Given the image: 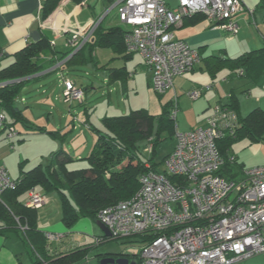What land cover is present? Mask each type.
I'll return each instance as SVG.
<instances>
[{
	"label": "built area",
	"instance_id": "1",
	"mask_svg": "<svg viewBox=\"0 0 264 264\" xmlns=\"http://www.w3.org/2000/svg\"><path fill=\"white\" fill-rule=\"evenodd\" d=\"M43 1L39 0V10ZM107 1L110 6L104 15L71 32V54L90 41L100 22L118 7L115 18L125 28V51L142 57L151 73V88L159 95L173 88L176 77L201 62L199 52L176 39L172 28L184 18L200 14L214 28L236 34L234 17L243 10L242 0H177L174 8L167 0ZM49 28L60 34L68 31L66 26L56 29L54 24ZM62 84L64 102H82L84 92L72 80L64 78ZM209 89L211 86H201L186 94L196 100ZM175 115L174 106L172 120ZM5 122L0 113L1 128ZM238 126L236 112L221 102L216 104L202 126L175 133V147L163 160L164 171L141 174L131 198L97 213V221L113 239L152 236L141 244L136 264H236L264 255V165L238 168L230 172L233 178L220 174L226 162L235 163V157L229 155L226 161L218 142L234 137ZM6 128L8 138L17 136L12 126ZM147 149H152L151 142ZM13 187L14 180L0 168V194ZM46 203L47 198L34 190L24 202L35 209ZM63 237L45 233L49 242ZM79 264H88V258Z\"/></svg>",
	"mask_w": 264,
	"mask_h": 264
},
{
	"label": "trees",
	"instance_id": "2",
	"mask_svg": "<svg viewBox=\"0 0 264 264\" xmlns=\"http://www.w3.org/2000/svg\"><path fill=\"white\" fill-rule=\"evenodd\" d=\"M60 2L61 0L43 1L42 20L48 18ZM199 17L202 18V15L196 14L188 18V23L196 22ZM97 47L111 48L120 53L126 52L122 28L111 27L104 32L99 24L91 40L80 50L73 54L72 50L65 52L56 60H52V54H57V51L50 47L48 38L41 37L37 42L26 45L14 55L15 59L11 65L0 70V83H3L0 86V112L10 118L12 124L19 123L29 131L46 133L60 139L61 134L58 131H47L44 127L29 123L24 118L23 111L17 106L19 96L25 85L35 79L33 78L35 75L55 66L68 56L70 57L64 62L66 66L79 63L86 49L90 55ZM44 56H49L48 63H44ZM201 64L210 73L211 78L222 70H228L237 78L244 80L246 87L262 85L264 82V47L245 52L235 58L225 55L201 57ZM248 92L249 89H245L243 93ZM224 105L236 112L239 122L234 137H225L218 142V148L227 161L234 141L243 137L261 140L264 134V111L254 109L246 116H240L238 101L233 93L229 94ZM162 107L161 113L157 116L148 114L147 110H134L123 116L104 117L101 120L104 130L92 128L96 134V141L91 152L83 159L89 163L94 179H87L83 175V170H76L71 177L66 167L73 159L64 150L52 153L46 164L39 163L29 170H24V162H20L19 176L14 180V187L0 194V236L5 239L18 238L22 243L29 244L38 256L48 260L46 264H78L83 261L92 246L83 245L66 253L50 255L53 243L47 241L43 232L37 228L38 208L26 207L21 198L31 190L37 192L36 187H40L46 194L51 192L57 194L61 222L66 229H71L82 218L96 222L97 213L101 209L133 196L138 189L141 174L149 170L159 171L150 159L145 161L140 157L138 144L142 141L147 144L151 142V150L154 153L155 146L162 140L163 132L174 134L175 126L170 118L171 104L167 103ZM234 164H237L236 161ZM234 164L226 162L220 169V174L233 178L234 175L230 172L232 168H236ZM239 167L243 168L242 165ZM104 238H99V243L103 242ZM134 238L142 244L152 236ZM102 257L98 256V261ZM128 258L138 260V253Z\"/></svg>",
	"mask_w": 264,
	"mask_h": 264
},
{
	"label": "crops",
	"instance_id": "3",
	"mask_svg": "<svg viewBox=\"0 0 264 264\" xmlns=\"http://www.w3.org/2000/svg\"><path fill=\"white\" fill-rule=\"evenodd\" d=\"M92 1L93 0H61V2L59 3L58 7L54 10V12L51 13L48 18L42 20L41 10H39V5H40L39 0H0V70L8 67L14 62L15 59L14 55L17 52L23 49L26 45L37 42L41 37L48 38L50 47L57 51V54L55 55L52 54V60H56L63 53L66 52L67 46L68 45L70 46L68 40L71 36V32L74 31L76 28L83 27L84 25L88 24L90 21L96 20L99 17L100 13L97 12L98 9L96 6H92L91 4ZM242 4H243V10L240 11L234 17V20L238 25V32L236 34H230L228 32H225L224 30H219L218 28H214V25L210 24V22L203 16L202 18L201 17L197 18V21L194 23H188V18L183 19L180 25L172 28V33L176 39L184 40L190 45L191 48L196 49L202 58H207L211 55H215V56L225 55L226 57L235 58L245 52L263 48L264 47V0H242ZM253 8H255V10H253ZM258 8L261 9L258 10ZM57 12H61V14H59L54 19L55 16L54 14H56ZM53 24L56 29L58 28L61 29L64 28V26H66L68 31H65L60 34V32L49 28ZM107 24L108 26L104 27L102 31L105 32L107 29L111 28L109 22H107ZM254 28L257 30V33L255 34L252 32L254 31L253 30ZM249 35L252 37V39L248 37ZM83 54L84 57L79 63L70 64L69 66H66L67 64H64V62L70 57L68 56L63 61L58 62L55 66H52L51 68H48L40 72L39 74L35 75L33 77L35 79L32 80V82H36L41 79L40 86L45 88L44 78H49L48 76L51 75L50 76L51 79L48 80V84L51 83L50 85L55 86L57 88V93L54 97V100L61 101L62 103L63 101L60 99L62 97L61 94L63 92L62 80L64 78L72 80L76 87L83 90L85 97H83L81 103L76 104L78 106L83 107L84 109L83 115L82 117H80L79 121H77L78 122L77 124L74 125V121H73L72 124L73 126L70 131H68L69 130L68 129L69 127L67 126L68 123H66L64 127H54L53 123H50L48 126H45L43 125L44 123H39L37 121V118L42 117V115L47 116V119L49 120V118L51 117L50 115L51 112L52 111L54 112L56 108V107L54 108L55 105L53 103V100L51 99V96L48 94L49 92L47 90L42 92V95L44 94V102H43L44 106H41L40 108L41 111H39L36 114L34 112L32 113L33 115H35L34 120H36V122L33 121L32 115L30 117H28V115L26 116V112L27 110L32 111L33 108L38 105H33L31 107L27 105L26 107H22V104L20 102H23V99L19 98L18 100L17 106L19 109L23 111L24 118L29 123L32 124L37 123L38 125L37 124L35 125L44 127L45 130L47 131H53V132L58 131L61 134L60 139L66 136V133L68 134L70 132L73 137L76 135L74 134L75 131H79L78 132L79 134L83 130H87V131L91 130L96 136L92 128L98 130H104L101 120L104 117L116 116V115H111L113 113L112 108H109V110L104 111L105 116L104 115L99 116L96 114L97 116L94 117L93 115H91L92 114L91 110H89L90 106L86 102L88 99V93H90L93 88L92 87L93 84L92 81L90 80L80 81L76 77V74H74L75 72H77V70H80L81 68L86 67L88 65L90 66V69L94 68L95 71H97V68L99 70L107 71L108 73H107L106 82L109 83L107 85L108 86L114 85L116 87L115 94L117 95H118L117 89L119 85H120L119 87H121L122 90L128 87V78L131 79L130 81L132 83L131 86H133L135 90H138V82H137L138 80H140L142 83L146 82L151 87V73L149 71V68L143 63V59L138 53H127V52L120 53L113 51L111 48L97 47L90 55H88L89 53L87 49L84 51ZM49 59H50L49 56H44L43 58L44 63H48ZM196 70H200L201 72L206 71V69H204V65L201 64V62L200 64H198L188 72H194ZM116 71H120V73L115 74L114 72ZM219 73H216L214 78L210 77L211 81L209 82L212 83V85H210L211 89L204 92L201 97L196 99L198 100L197 104L196 103L194 104L195 106L197 105V112H198L197 121L199 122V127L203 125L204 120L211 114L214 105L222 102L223 99H227V97L231 93L235 95L233 89L226 90L223 84L218 86L215 85L220 84L221 81L222 82L226 81L227 83V81L232 80L236 76L230 72L231 75H228L226 78L223 79L220 78L221 80H219L218 78ZM208 75L210 76V73H208ZM16 81H20V80H16ZM207 81L208 80L203 81L198 85L195 83L191 86H188V89L185 90L188 92L189 90H192L194 88L204 86L201 84H208L209 82ZM245 83L246 82L243 80V84L240 87L242 88L241 91L242 93L244 92L245 89L250 90V87H253V85H248L246 87ZM263 85L264 82L262 85H255V86L262 87ZM171 90L173 91V96L171 95L172 97L167 103L171 104V109L175 106L176 109L175 118H176L177 111L179 109V102H180L179 97L182 93L178 94L174 84ZM157 95L161 97V95L159 94ZM223 95L225 96L222 97ZM107 96H110V93ZM235 97L238 101V113L242 117L246 116L252 110L260 109L262 107L261 105L262 101L260 100L259 101V104L261 105L260 108L256 107L251 111H249L246 115H242L240 112L239 99L237 98L236 95ZM47 111H49V113H47ZM148 114L152 116H157L160 113L157 115H153L148 112ZM117 116H123V115H117ZM60 117L64 118L65 122L69 121V117L67 114L64 115L60 114ZM5 118L7 120L5 122V125L12 124V120L10 118L8 117ZM18 125H20L22 128H19L16 124L11 125L17 132V136L15 138H17L19 134L23 136L17 138V143H19L17 147L14 146V142L11 143L12 147L15 148L12 151H11L12 149L11 146L8 147L6 142H4L5 140L3 141L1 134V132L7 129L6 128L7 126L1 128L2 131H0V168H4L8 176L12 180L17 179L19 176L20 162H24L23 165L24 170H29L33 168L36 165V163L46 164L48 162L45 161L46 163H44V160L36 161V159L31 160L30 155L23 151L21 143H25V142L28 143L30 142L31 139L34 140L37 138L36 136L34 137L31 135L33 134L39 135L36 141L37 143H35L37 152L34 155L37 156L38 154V158L39 157L43 158L44 155L47 154L46 153L47 148L48 150H50L49 151L51 152L50 154H52L53 153L52 151L55 150L57 146L53 142H49L46 139H44V136L45 137L48 136L46 133H35L27 130L24 126H22L19 123ZM189 130L192 129L187 128L185 130H182V132H186ZM24 134L29 136H25ZM7 136H8V132H7ZM48 137H51L53 139H59V138H54L50 135ZM7 139L9 142V141H13L14 138L7 137ZM87 148L89 147H86L84 150L83 148H80V150L84 152L85 156L81 155L83 153L80 152L77 154L74 153L75 155L72 156L70 155V157L73 159L76 156L77 160L84 161L85 159L83 158H85L91 152L93 147L89 149V152L86 154V151L88 150ZM77 149H79V145H77L75 148H72L74 152ZM68 164L66 169L71 177L74 175V172L76 170H83V175L87 179H94V173L90 169L89 163L87 161L86 163H81L78 168H73V169H69ZM35 190L40 194H44L47 198V203L41 208H38L37 210L38 231L43 232L44 235L45 233H52V234H61L64 236L60 241L52 242L53 243L52 246L54 247L52 251L49 252L50 255H57L58 253L61 252L66 253L79 246L86 245L82 243L84 242L83 241L84 238L80 235V233H78L79 231L76 230V228L78 229L79 226L78 224L79 220L71 229H66L63 226L61 222L60 204L57 194L55 192H51L56 195V198L53 196L49 198L50 193L46 194L40 187H36ZM26 197L27 195H24L21 198L22 203L25 202ZM51 203H53L51 207L54 206L56 210L57 218L55 219L54 217L52 218L51 222L47 221L46 223H43L42 215L44 213V207L46 205L49 206ZM10 239L15 240L16 242L24 245V243H22L18 238H10ZM6 240L9 239H5L4 237L0 236V251L6 248V243L9 242ZM9 247H11V245H9ZM89 253H90V249L88 250L86 257H88ZM15 256H16L15 249L12 248V250L11 249L7 250L6 254L2 253L0 264L4 263V261L11 262L12 260L15 259L14 258ZM42 258L43 256H38L36 263L46 264L48 262V260H46L45 257L44 260ZM123 258L128 259V257H123ZM67 264H74V263H67Z\"/></svg>",
	"mask_w": 264,
	"mask_h": 264
},
{
	"label": "rangeland",
	"instance_id": "4",
	"mask_svg": "<svg viewBox=\"0 0 264 264\" xmlns=\"http://www.w3.org/2000/svg\"><path fill=\"white\" fill-rule=\"evenodd\" d=\"M167 3H169L170 7H175L177 0H167ZM92 6L97 7V12H99V16H102L105 14L107 9L110 6V2L106 0H93ZM118 7H114L111 12L106 15V17L103 19V22L101 21L100 26L103 29L104 27L108 26L107 22H109L110 27H120L123 28V26L116 20L115 15L117 13ZM261 8H258L260 10ZM255 10V8H253ZM96 12V13H97ZM98 15V14H97ZM254 27V25H253ZM254 31H252L254 34L257 33V30L254 28ZM249 38L252 39V37L249 35ZM71 46H67L66 52L71 51ZM114 55V54H112ZM102 69V68H100ZM107 71L99 70L97 68V71H95L94 68L90 69V66H86L81 68L80 70H77L74 74H76V77L80 81L90 80L92 81L93 88L90 93H88V99L87 102L89 107V110H91V115L96 117L97 115H104V111L109 110V108H112L113 113L111 115H127L131 111L139 110V109H145L149 113L153 115H157L161 113L162 111V105L167 103L171 97L173 96V91H168L166 94L158 96L153 89L146 83H142L140 80H138V90H135L130 82L131 79L128 78V87L124 90L121 89V87L118 86V95L115 94L116 87L114 85L108 86V82H106L107 79ZM228 75H231L228 70H223L219 73V80L220 78H226ZM51 76V75H50ZM49 78H44L45 88L40 86L41 79L36 82H29L27 83L25 89L23 92H21L19 98L23 99V102H20L22 104V107L33 106L38 105L33 108L32 111L27 110L26 116L30 117L32 115L33 121L36 122L35 114L41 111V106H44V94L42 95V92L47 90L49 95L51 96V99L54 103L55 111L51 112V117L49 120L47 119V116L42 115V117L37 118V121L39 123H44L43 125L48 126L50 123L54 124V127H64L66 123H68V131L71 130L72 124L74 121V125L77 124L83 115V107L78 106L76 104L78 103H68L64 102L63 94L61 99L63 101V104L61 101L54 100V97L57 93V88L55 86L48 84ZM181 77V76H180ZM177 77L174 79L173 84L175 85L178 94H181L179 99V109L177 111V116L174 122L175 131L174 134L170 135L169 133L163 132L161 134L162 140L155 146V152L152 153V150L147 149V142L142 141L139 142L138 146L140 148V157L147 161L151 160L155 164L158 170L164 171L163 167V160L166 156L172 153L174 147H175V133H186L182 132V130L185 129H195L199 127V122L197 121L198 118V112H197V104L198 100H191L185 92H187L185 89H188V86H191L193 84H199L203 81L208 80L207 82L211 81L210 76L208 73L201 72L200 70H196L194 72H186L184 75L180 78ZM210 78V79H209ZM225 86L226 90L233 89L235 95L239 99L240 103V112L242 115H246L249 111H251L254 108H260L264 110V85L261 86H253L250 87L249 92L242 93L241 85L243 84L242 79H238L234 77L232 80H229L225 82H222L220 84H216L215 86L222 85ZM204 86H210L212 85L211 82L208 84H201ZM44 89V90H43ZM55 89V90H54ZM195 89V88H194ZM190 91V90H189ZM123 92V93H122ZM110 96H107L109 95ZM172 95V96H171ZM223 95L222 97H224ZM85 97V96H84ZM182 99V100H181ZM262 101L261 105L259 104V101ZM227 99H223L222 103L225 104ZM68 106V107H67ZM215 106V105H214ZM26 109V108H25ZM53 110V109H52ZM50 111V110H49ZM47 111V113H49ZM111 111V110H110ZM109 111V112H110ZM60 114H67L69 117V121L65 122L64 118L60 117ZM97 114V115H96ZM49 115V114H48ZM105 116V115H104ZM34 122V123H35ZM37 124V123H35ZM19 128H22L20 125L16 124ZM38 125V124H37ZM66 126V127H67ZM23 130V129H22ZM83 130V129H82ZM0 131L1 127H0ZM24 131V130H23ZM7 132H9V129L7 128L2 134L3 141L6 142L8 147L11 146V151L15 148L12 147V142H14V146L17 147L19 143H17V138L22 137L23 135L19 134L17 138L14 137L13 141H9L7 139ZM79 131H75V136L72 137V134L69 132L66 133V136L62 137L61 139H53L51 137H45L49 142H53L56 146L55 150L52 152H58L59 150H65L69 153V155H75L77 153H83L81 155H84V152L80 150V148H83V150L86 147L88 150L86 151V154L89 152V149H91L94 145L96 136L94 133L90 130H83L78 134ZM24 133V132H23ZM25 135V134H24ZM29 136V135H25ZM36 136L38 138L39 135H31ZM33 138V137H32ZM37 138L34 140H30L28 143H21L22 149L24 152L28 153L30 155V159H36V161H45L48 160V158L51 156L50 150H46V153L43 158L37 156H34L37 152L36 150V144ZM27 140V138H26ZM25 140V141H26ZM75 143V144H73ZM45 145V144H44ZM77 145H79V149L75 150V152L72 150V148H75ZM75 153V154H74ZM229 154L235 157V161L237 164H234L236 168H232L231 172L238 169L240 165H242L243 168H252L256 166H262L264 165V134L262 135L261 140H254L249 137H243L239 140H236L232 143L231 149L229 151ZM76 159V156L73 158V162L68 164L69 169L78 168L81 163H86V161H79ZM39 163V162H38ZM35 165V164H34ZM37 165V163H36ZM76 166V167H75ZM239 177V175L237 176ZM55 197L56 195L54 193H50L49 198ZM53 203H51L49 206L44 207V213L42 215L43 217V223H46L47 221L51 222L52 218H57L56 210L52 206ZM55 210V211H54ZM78 230L80 235L84 238V244L90 245V253L88 255V264H99L98 256H111V257H131L134 254H137L140 250L141 244L136 240V238H120V239H110V238H104L105 240L96 245V240L99 238L105 237L103 232L100 230V228L97 226L96 222L91 221L87 218H82L78 221ZM77 224V225H78ZM6 240L9 241L6 243V248L0 251V259L2 257V253L6 254V251L11 249H15L16 256L15 259L11 262L4 261L2 264H35L37 261L38 254L34 251V249L29 244H20L16 242L15 240ZM11 247H9V245ZM52 248L54 246H51ZM31 261V262H30ZM236 264H264V255L259 254L256 256H253L247 260H244L242 262L236 263Z\"/></svg>",
	"mask_w": 264,
	"mask_h": 264
},
{
	"label": "water",
	"instance_id": "5",
	"mask_svg": "<svg viewBox=\"0 0 264 264\" xmlns=\"http://www.w3.org/2000/svg\"><path fill=\"white\" fill-rule=\"evenodd\" d=\"M97 226L103 232L105 237H109L110 233L108 229L99 221L96 222ZM99 264H136L135 260L129 261L126 258H113V257H104L99 261Z\"/></svg>",
	"mask_w": 264,
	"mask_h": 264
},
{
	"label": "clouds",
	"instance_id": "6",
	"mask_svg": "<svg viewBox=\"0 0 264 264\" xmlns=\"http://www.w3.org/2000/svg\"><path fill=\"white\" fill-rule=\"evenodd\" d=\"M100 23H101V22H100ZM124 29H125V28H124ZM124 29L122 28L123 31H124ZM78 104H79V103H78ZM170 112H171V109H170ZM170 118H171V116H170ZM171 119H172V118H171ZM174 120H175V119H174ZM149 143H150V142H149ZM149 143H148V145H149ZM164 159H165V158H164ZM162 163H163V162H162ZM147 165H148V163H147ZM238 168H241V167H238ZM159 171H161V170H159ZM96 222H97V221H96ZM105 238L113 239V238H111V236H109V237H105ZM118 239H120V238H118ZM97 240H98V243L95 242L96 245L100 244V243H99L100 240H99V239H97ZM101 243H102V242H101ZM105 257H111V256L105 255ZM87 258H88V257H86L85 259H87ZM102 258H104V256H103ZM102 258H101V259H102ZM113 258H114V257H113ZM118 258H123V257H118ZM101 259H100V260H101ZM126 259H127V258H126ZM83 260H84V259H83ZM128 260H129V261H131V260H135V261H137L136 259H129V258H128ZM81 262H82V261H81ZM78 264H79V263H78Z\"/></svg>",
	"mask_w": 264,
	"mask_h": 264
},
{
	"label": "flooded vegetation",
	"instance_id": "7",
	"mask_svg": "<svg viewBox=\"0 0 264 264\" xmlns=\"http://www.w3.org/2000/svg\"><path fill=\"white\" fill-rule=\"evenodd\" d=\"M105 257V256H104ZM115 259H117L118 257H114Z\"/></svg>",
	"mask_w": 264,
	"mask_h": 264
}]
</instances>
